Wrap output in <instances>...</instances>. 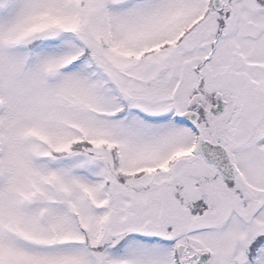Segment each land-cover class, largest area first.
Masks as SVG:
<instances>
[{"label":"snow or ice","instance_id":"6c2138e0","mask_svg":"<svg viewBox=\"0 0 264 264\" xmlns=\"http://www.w3.org/2000/svg\"><path fill=\"white\" fill-rule=\"evenodd\" d=\"M0 264H264V0H0Z\"/></svg>","mask_w":264,"mask_h":264}]
</instances>
